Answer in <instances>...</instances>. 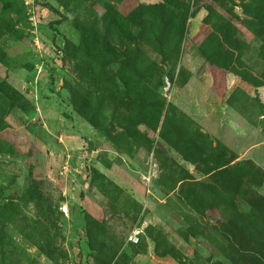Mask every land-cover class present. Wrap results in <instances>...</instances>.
Returning a JSON list of instances; mask_svg holds the SVG:
<instances>
[{"label":"rangeland","instance_id":"374dc122","mask_svg":"<svg viewBox=\"0 0 264 264\" xmlns=\"http://www.w3.org/2000/svg\"><path fill=\"white\" fill-rule=\"evenodd\" d=\"M0 264H264V0H0Z\"/></svg>","mask_w":264,"mask_h":264},{"label":"built area","instance_id":"2783aa9c","mask_svg":"<svg viewBox=\"0 0 264 264\" xmlns=\"http://www.w3.org/2000/svg\"><path fill=\"white\" fill-rule=\"evenodd\" d=\"M131 241L135 243L137 241L136 237H133Z\"/></svg>","mask_w":264,"mask_h":264}]
</instances>
